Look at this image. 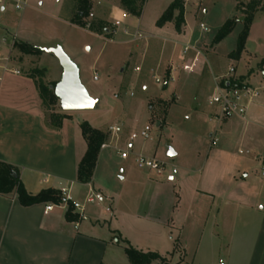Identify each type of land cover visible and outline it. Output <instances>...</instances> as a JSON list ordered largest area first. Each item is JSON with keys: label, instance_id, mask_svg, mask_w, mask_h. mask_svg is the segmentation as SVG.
Wrapping results in <instances>:
<instances>
[{"label": "crops", "instance_id": "1", "mask_svg": "<svg viewBox=\"0 0 264 264\" xmlns=\"http://www.w3.org/2000/svg\"><path fill=\"white\" fill-rule=\"evenodd\" d=\"M89 1L91 12L94 6L93 2ZM25 2L22 8L16 9L12 5L14 0H2L0 12L4 13L12 7L22 10L27 6V0ZM67 3L65 22L79 27L71 22L76 12L74 3L72 0ZM97 5H100L102 10L99 15L95 12L96 18L93 22L103 21L108 27L116 21L120 22L116 29H112L113 33H95L97 36L113 41V36L122 23L124 34H129L128 25L132 24V15L125 13L120 0L118 12L121 16L115 22L105 17L116 16L118 13L114 12V8L99 1ZM169 24L154 28L162 34L158 37L144 33L137 27L136 29L144 35L134 39L132 34L129 42L137 45L141 40L156 38V42L146 43L147 47L141 53V62L143 65L147 64L148 73H152L154 79H162L163 75L168 78L163 87H166L167 81L173 82V100L169 104L165 103L168 105L167 116L172 105H184L192 111H203L204 120L215 127L214 132L209 134V146L201 169L198 170L200 180L198 187L193 186L191 189L189 206L181 210V198L175 200L174 192L161 195L152 182L151 192L141 197L142 204L155 201L160 206L163 201V208L156 213L134 207L137 196L121 184L125 175L118 178L117 181L121 182H116L117 168L106 161L104 150L109 147L111 141L127 140L129 152L132 151L133 142L138 138H130L131 133L137 132L133 126L120 135V126L109 125L118 126L120 131L109 133V141H106L107 146L100 148L90 181H77V165L86 151V142L79 127V113L95 109L98 101L93 98L96 104L92 109L63 110L57 98L58 107L54 105L52 110L46 111L34 79L28 75L29 67L24 68L10 57L14 42H24L40 48L27 37L12 35L7 41L6 27L0 24V56H9L8 67L19 71V74H14L0 68V160L19 168L20 180L30 194H36L46 188L60 191L65 188L75 201L84 199L91 191L106 198L101 203L85 204V219L77 221L76 218H67L68 204H53L51 209L46 211L50 203L23 206L15 195H0V264H129L124 252V241L142 251L159 253L164 250L167 255H160L168 257L174 248V234L180 236L182 232L191 235L207 233L208 242L217 247L220 243L218 231L224 230L226 223L223 209L225 205L231 206L233 217H239L241 209L248 211L251 216H257L247 264H264V92L248 104L244 116L234 115L220 119L218 107L209 104V98L214 94L219 79L227 73L230 66L234 67V75L246 85L264 88V79L257 77L255 69L249 65L250 57L245 48V54L240 55L236 64H230L224 72L210 68L207 52L202 47H196L200 50V55L196 56L194 63L193 51L187 57L188 61L183 63H192L191 71L180 70L179 67L173 66L171 61L165 65V42L170 41L165 36L174 33L176 39H182L186 37L187 30L185 18L180 34L172 31V24ZM173 44L182 46V43L176 40H173ZM41 51V55L46 52L43 49ZM51 53L54 58L53 69L57 76L51 78L43 66L44 74L48 82L57 83L63 70L58 57ZM70 61L72 62L71 59ZM238 64H243L242 72L238 71ZM138 71L141 72L142 68L139 67ZM156 71L162 76L156 75ZM78 75L80 79L79 69ZM144 89L147 87L144 86ZM158 100L161 103L166 102L163 98ZM51 112L67 116L62 119L60 127L48 123V114ZM193 122L198 123L195 118ZM108 127L94 128L108 133ZM188 127L187 132L194 139L195 126L192 124L189 129ZM174 155V151H169V156ZM199 155L200 151L197 150L194 157ZM125 169L122 171L124 174ZM162 172L157 175L160 176ZM83 199L80 202H83ZM218 203H221L222 209ZM233 230H236L235 226ZM196 240L199 241L198 237ZM189 241L188 237L185 240H176L178 250L170 258V264H181L182 243L186 248Z\"/></svg>", "mask_w": 264, "mask_h": 264}, {"label": "rangeland", "instance_id": "2", "mask_svg": "<svg viewBox=\"0 0 264 264\" xmlns=\"http://www.w3.org/2000/svg\"><path fill=\"white\" fill-rule=\"evenodd\" d=\"M91 1L95 11H91L92 17L87 16L89 21L95 20V12L99 15L102 10V7L97 5L98 1L114 8V12L118 13L116 16L105 14L110 21L115 22L121 16L118 12L119 0ZM172 1L143 0L140 16L138 18L131 16L132 24L128 25L129 34H124L122 23L113 36V41L102 39L92 30L87 31L65 22L67 20L65 4H68V0H27V6L22 10H15L12 7L4 13L0 12V24L6 27L7 41L12 35L19 38L27 37L40 50L47 52L43 55H41L42 51L24 55L16 48L11 51V59L22 64L24 68L29 67L28 73L38 78V74L32 71L35 68L39 69L43 72L42 80L48 83L44 66L51 78L56 77L51 53L55 54L56 50L66 54L79 69L82 86L98 101L95 109L79 113L81 121H86L91 127L102 129L109 125H118L122 129L120 135L126 133L130 126H133L137 132L145 125L150 126V139L143 140L138 137L133 142L132 151L128 153L127 158L120 156V153L128 148L127 140L123 139L111 141L104 153L106 161L117 168L116 182H121L117 181L118 178L125 175V180L121 184L137 196L138 200L135 201L134 207L151 213L163 208V201L160 202V206L155 201L142 204L141 196L151 192L152 182L161 195L174 192L175 200L181 198L179 204L181 210L189 206L191 189L193 186L198 187L200 180L198 170L201 169L202 160L209 146V134L214 132L215 127L204 120L203 111H192L184 105H172L167 116L168 105L161 103L158 98L165 99V103L168 104L172 102L173 82L167 81L166 87H163L164 81L168 78L156 71V75L162 76L161 85L157 84L151 76L152 73H148L147 64L143 65L141 62V53L144 48L146 49V43H154L155 37L162 36L155 31L154 28L158 27L155 22ZM12 5L14 6V3ZM184 18L187 24L186 37L176 39L174 33L165 36L166 39H170L165 42L167 45L163 54L165 65L171 61L173 66L183 70V63L188 61L187 57L192 52L183 56L181 54L183 44L202 47L207 52L206 56L212 70L218 69L224 72L230 64H236L240 56L233 58L231 53L244 27V17L241 11L235 9L234 0H186L183 4V20ZM232 18L236 19L232 31L223 38L217 39L222 25ZM168 23L172 24V31L176 34L181 33L175 30L172 22ZM200 24H203L208 31L202 32ZM183 26L184 23L181 28ZM137 27L142 32L155 37L152 36L153 38L146 39L147 41L141 40L137 45L130 43V36ZM173 40L180 41L182 46H175ZM244 48L250 57L249 65L255 69L256 76L264 79L262 75L264 73V11L254 13ZM243 52L244 49L240 55L245 54ZM136 66L142 68V71H135ZM238 71H243V64H238ZM94 76L97 77L96 80L93 79ZM144 86L147 89H144ZM204 100L205 98L203 102ZM55 107H58V102L55 103ZM193 118L198 123L193 122ZM192 124L193 127L195 126L194 139L187 132V126L190 127ZM109 136L110 134L107 133V142ZM197 150L200 151V155L194 157ZM169 151H174L176 155L169 156ZM138 153L162 162V174L158 176L153 170L138 168L134 162V154ZM124 168L127 169L125 174L122 172ZM79 199L81 201L83 198ZM218 204L222 209L221 203ZM230 208L231 206L226 205L223 207L226 223L224 230L218 231L220 243L217 247L208 242L207 233L191 235L182 232L180 236L174 234L173 243L177 239L185 240L187 237L190 239L186 248L182 243L181 264H247L257 216H251L248 211L241 209L239 217H233ZM228 214L230 217L227 216ZM233 226L236 228L235 231ZM160 251L157 253L167 255L164 250Z\"/></svg>", "mask_w": 264, "mask_h": 264}, {"label": "trees", "instance_id": "3", "mask_svg": "<svg viewBox=\"0 0 264 264\" xmlns=\"http://www.w3.org/2000/svg\"><path fill=\"white\" fill-rule=\"evenodd\" d=\"M76 12L74 19L71 21L73 24L83 27L87 21V16L90 12L91 3L89 0H72ZM186 0H173L169 6L162 12L161 16L155 22V25L162 27L168 22L174 24V28L177 32L181 31V25H183V4ZM235 9L241 11L244 17V27L239 33L236 41V47L231 53L233 58H238L244 49V43L248 35L249 26L253 19L254 13L257 11H264V0H234ZM143 0H120V4L125 13L138 17L141 12ZM236 19H228L220 28L217 39H221L230 33L235 25ZM113 27H108L103 21L93 22L90 21L89 30L96 34H109V31ZM13 47L19 52L24 54L40 53L41 50L31 46L24 42H14ZM33 73L36 72L38 78H35L33 74L29 72V76L34 79V83L38 90V94L41 99L43 108L46 111L52 110L53 106L57 102V97L54 95L53 88L56 82L45 83L43 78V72L39 69H33ZM238 78V82H241ZM165 104V102H163ZM166 105V104H165ZM66 115L50 113L48 114V123L54 127H60L62 119L66 118ZM82 137L86 142V151L83 157L80 159L77 165V181L81 183H87L90 181L97 157L101 148V145L106 143L107 133L91 127L86 121L79 123ZM0 195H15L18 202L23 206H30L36 203H53L60 205L64 202L63 195L60 190L53 188H46L40 190L36 194H30L24 188L23 183L20 180L19 168L0 160ZM73 215V216H72ZM66 216L68 219H75L76 215L72 214L70 207H68ZM124 252L127 256L129 264H170V258L173 253L178 250L177 242L174 243L172 252L167 256H162L153 251H142L136 249L127 241H124ZM176 264H179L176 263Z\"/></svg>", "mask_w": 264, "mask_h": 264}, {"label": "built area", "instance_id": "4", "mask_svg": "<svg viewBox=\"0 0 264 264\" xmlns=\"http://www.w3.org/2000/svg\"><path fill=\"white\" fill-rule=\"evenodd\" d=\"M2 0H0V3ZM25 0H14V6L16 9H20L25 5ZM125 15V14H123ZM89 17H92L93 14L89 13ZM120 24L119 21H116L112 27L118 26ZM85 29H89L90 21L87 19L86 23L83 26ZM200 30L202 32H207V28L200 24ZM114 30H110L109 33H113ZM144 34L136 29L133 33L134 39H139ZM190 51L194 52V58L192 63H194L196 56L200 55V50L195 46H191L189 44H184L181 50V54L183 56L187 55ZM10 60L9 56H0V68L5 71H10L14 74H19L17 69L9 68L8 62ZM191 64H183V70L191 71L193 65ZM136 71L139 70V67L134 68ZM94 80L97 79L96 76L93 77ZM155 82L159 85L162 83V79L159 77L155 78ZM264 92V88L253 87L250 85H246L243 81L238 82V78L234 75V67L230 66L227 70V73L219 79V83L216 86L214 94L209 98V104L215 105L218 107V116L219 118H229L234 115L244 116L247 106L249 103L253 102L258 96ZM150 126L145 125L139 132L131 133L130 138L135 139L137 137L145 140L150 137ZM108 133H117L120 131L118 126H109L107 129ZM107 146V143L101 145L102 147ZM241 153V150L238 151ZM129 149L127 148L123 152L120 153L122 158H126L128 156ZM134 162L138 168L144 169L147 168L149 170L155 171L156 174H160L163 171V164L158 160L146 157L142 154H134ZM63 195L64 204H68L72 213L76 215V220L85 219L84 215V206L88 203L98 202L101 203L106 200V198L97 193L91 191L89 194L85 196L83 202L75 201L72 197L67 193V190L64 188L61 190ZM62 203V204H63ZM53 203H50L46 207V211L51 209ZM55 205V204H54ZM108 210V209H107Z\"/></svg>", "mask_w": 264, "mask_h": 264}, {"label": "water", "instance_id": "5", "mask_svg": "<svg viewBox=\"0 0 264 264\" xmlns=\"http://www.w3.org/2000/svg\"><path fill=\"white\" fill-rule=\"evenodd\" d=\"M55 55L63 70L61 79L53 88L54 95L59 99L60 107L63 110L94 108L96 101L82 86L75 64L60 50H56Z\"/></svg>", "mask_w": 264, "mask_h": 264}]
</instances>
